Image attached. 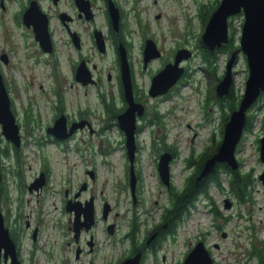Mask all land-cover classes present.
<instances>
[{"label":"rangeland","instance_id":"1","mask_svg":"<svg viewBox=\"0 0 264 264\" xmlns=\"http://www.w3.org/2000/svg\"><path fill=\"white\" fill-rule=\"evenodd\" d=\"M65 1L63 0V4L68 5L69 3ZM131 1L134 11L129 13L128 22L130 28L135 31L132 37L136 42L137 34L144 32L154 36L167 56L177 44L188 46L193 53L185 63L189 71L187 79L169 98L159 101V110L166 112L163 117L166 130L162 132L158 129L155 132L158 136L156 147L162 146L163 142L160 139L164 133V140L172 143L178 150L176 158L169 164V169L173 187L179 189L188 173L185 158L190 149L194 148L197 151L209 144L211 134H214L216 139L220 135L222 137L220 125L222 110L219 104L210 99L208 104H205L206 107H203L208 88L214 90L216 81L214 78L210 79L211 81L207 78L209 74L203 70L202 59L197 49L203 31L198 7L200 8L202 3L215 0ZM131 1L128 0L124 4L122 0L127 10L132 5ZM24 4L25 0H3L2 4L0 3V71L10 98V108L15 117L18 115L16 119L21 124L19 133L23 140L22 146L18 149L17 162L13 154V144L1 133L0 124V167L2 176H16L13 170L18 168L16 170L19 176L26 178L34 176L39 169H47L50 176L46 188L48 190L45 191L47 193L38 195L40 201L37 203L34 192H25L21 202V205H25L24 210L30 213V218L36 209L41 208L46 216V223L37 238L43 249H39L33 258H28V246L25 247L24 262L60 264L57 247L61 236L58 234L59 225L55 223L58 210L52 207V202L58 199L59 195H55L57 192L53 190L62 188L63 176H84V164L81 163L78 152L72 149L71 143L70 149L64 151L54 142H44L43 127L50 120L56 104L61 105L71 115L77 114L79 110L84 111L96 128L104 121L105 114L99 103L97 89L92 86L81 87L73 80L71 65L76 52L69 43L61 23L55 17L51 19L54 51L43 54L36 45L31 29L16 17V14L21 13ZM43 4L45 7L52 6L48 0H43ZM98 4L101 5L100 2ZM98 4L96 10L99 11ZM228 20L230 21L228 32L232 33L233 43L237 47L243 23L242 13L230 15ZM76 27L83 30L81 23ZM85 40H88L87 36ZM83 52L89 57L90 62L96 63L97 69L101 72L113 65L111 51L100 56L85 46ZM131 53L134 60L138 59L137 44ZM2 54L6 56L5 61L1 57ZM227 56L225 51L220 52L217 60L219 73L224 68ZM158 63L156 60L152 66L155 67ZM246 77V59L244 53L240 51L233 64L232 88L236 95L242 94ZM105 83L111 87L113 79L111 83L106 81ZM110 87L101 85L99 90L108 92ZM247 114L252 115V126L249 130L243 131L235 148V156L239 168L252 171L254 179L249 194L245 195V199L233 196L227 189L226 176L222 173L223 188L211 183L207 194L199 195L177 224L170 250L163 249L166 260L164 262L159 260L157 264L181 261L185 249L193 246L198 239L203 240L209 248L213 258L211 264H258L256 256L250 258L249 253L252 248L257 252L261 251L262 254L264 250V188L258 178L263 168L259 159V138L262 135L264 119V94L256 106L247 110ZM81 137H85L86 142H81ZM152 137L149 129L139 133L141 148L136 154L135 167L140 172L141 187L155 207L152 215L158 217L161 205L166 202V186L158 180L155 154L150 150ZM75 138L80 149L91 157L88 165L94 166L99 177L94 187H103L104 194L113 202L118 195L114 187L115 179L117 176H126L128 167L127 158L124 160L121 155L120 133L115 127L93 134L82 130ZM105 148H111L107 155L101 152ZM122 194V198L126 199L124 203L119 204L123 214L130 203L127 191H123ZM45 195L47 196L43 199ZM226 197L231 201L230 207H225ZM154 200H158V204H155ZM13 201L12 199L9 202L10 208L14 207ZM13 212L14 209H11L10 215ZM118 221L121 230H124L127 218L122 217ZM97 236L100 239L104 238L102 232L97 233ZM108 249L112 256V247ZM51 252L56 255L52 256ZM66 261V264H77L74 261L87 264L84 257L80 260L67 257ZM146 264H150L149 259Z\"/></svg>","mask_w":264,"mask_h":264},{"label":"flooded vegetation","instance_id":"2","mask_svg":"<svg viewBox=\"0 0 264 264\" xmlns=\"http://www.w3.org/2000/svg\"><path fill=\"white\" fill-rule=\"evenodd\" d=\"M2 1L3 0H0L1 4ZM30 1L31 0H25V4L20 11L21 13L19 12L20 14H16V17H18L17 19L22 23V13L29 5ZM36 1L40 8L47 13L49 18V30L52 39L51 51H43L34 36L32 25L26 26L23 23L27 28L31 29L38 49L42 50L43 54L53 53L54 40L52 37L50 21L55 17L63 26L66 32V37L76 52V57L71 65L73 80L81 87L86 88L88 86H92L97 89L99 103L102 105V110L105 114L104 121L99 128H96L93 127L90 118L84 111L79 110L77 114L71 115L68 114V112H66L61 105L56 104V109H54L50 120L43 127L45 138L42 140L44 142H54L55 144L61 146L64 151L68 150V148L70 149L69 143H71L72 149L78 152L79 159L81 163L84 164V176H63V179H61L62 188H60V190H53V192H57L55 195H59L58 199L52 202V207L58 210V216L55 219V223L59 225L58 234L61 236H59L61 240L59 241L57 247V255H59L60 260L59 263L61 264L62 262V264H66L67 257H72L74 260H80L84 257L87 259V264H120L125 259L136 255L139 258L137 264H146L148 259L150 264H157L159 260L164 262L166 260V253L163 249L165 248L170 250L175 234L174 231L170 229L169 223L171 220L165 218L163 220L162 217L163 211L171 203L172 191L174 190L170 177L169 184H165L161 180L157 169L158 180L166 186V202L161 205L158 217H154L152 215V211L155 207L151 200L149 201L141 187V176H139V170L136 167H134L136 176H134L133 182H131L132 176H130L129 168H126V176L116 177L114 187H116L118 195L114 198V201L111 202L104 194L103 187H94V184L99 177L96 174L94 166L88 165L89 161H91V157L88 156V154L86 155V153L80 149L79 142L75 138V135L82 130H86L88 134H93L94 132H103L111 127H115L120 133L121 155L124 160L126 158L128 160L125 147V136L117 121V115L123 112L129 105L125 96V84L122 71L121 55L123 54L127 61L126 71L130 78V88L132 91L133 102L137 104V107H140L139 112L138 109L135 111L136 148L134 161L136 160L137 152L141 148L139 133L145 129H149L153 136L151 138L150 150L155 154L154 159L156 168L159 157L163 152H170V164V162L176 158V154L173 153L174 146L172 143L164 140V133L161 134L162 139H160L163 142L162 146L159 145L156 147L155 145V142H158V139L156 138L158 136L155 134L156 130L160 129L162 132H165L166 130V123L163 120L166 112L159 110V101L169 98L174 91L179 89L184 80L187 79L189 71L188 66L185 63L193 53L188 46L184 44H177L172 47L170 55L167 56L164 54L163 49L159 46L154 36L148 35L144 32L137 34L138 42H136L135 38L132 37V35L135 34V31L130 28L128 22L129 13L134 11L133 1L131 0L132 5L128 8V10L124 5L128 2V0H123L124 4L122 3V0H82L81 4L83 6H85V2L88 3L86 11L79 7L77 0H66L65 2L69 3L68 5L63 4V0H58L57 3H54L53 0H48L52 3V6L49 7L44 6L43 0ZM98 2H100L101 5H99ZM110 2H112L118 10L116 24L113 23L112 19L115 14L110 13ZM97 4L98 9L100 8L99 11L96 10ZM62 18L65 20H62ZM80 23L83 24V30L76 27V25ZM87 27L88 29H86ZM204 27L205 26H203V30ZM86 36L88 39L87 41L85 40ZM148 39H151L155 47L159 50V55L150 57L147 61H145V47ZM200 40L203 42L202 34L197 47L199 54ZM135 44L138 45L139 51V57L136 60L133 59L131 53ZM85 46H88L93 53H97L100 56L105 55L108 51H111L114 60L112 67L107 68L104 72L99 71L96 63L90 62L89 57L84 54L83 48ZM183 47L189 49L191 51V55L188 58H183L179 62V65L183 67L182 73L176 81L168 87V89L156 95H152L150 88L153 76L157 74V72L161 70L165 64L172 62L177 49ZM237 47L234 46L233 49ZM229 55L230 54H228L227 59ZM156 60L159 63L153 67L152 63ZM81 63L82 65H85V74L88 73L90 75V79L86 83L76 77L77 68ZM224 70L225 65L223 70L218 73V75H220L219 79L224 74ZM104 79L106 82L110 83L113 79L111 87L105 83ZM219 79H215L216 83ZM101 85L110 87L109 91L99 90ZM215 88L214 90L216 91ZM215 95L217 99H221V96H219L217 92ZM214 101L219 104L218 100L215 98ZM205 104H208L206 102V97L204 98L203 107ZM17 116L18 115H16L15 119ZM59 117L64 118L66 125V130L58 131L59 134H64L66 131L68 132L72 123L81 122L82 125H78L72 132L64 137L57 136L54 133L49 132L48 127H51L55 120ZM16 121L18 122L17 119ZM18 124V126L21 125L19 122ZM221 138L222 137L220 136L216 139L215 135L211 134L209 144L203 146L197 151L194 148H191L188 156L190 154L194 157L198 156L203 150L211 148L214 143L216 144L219 139L221 141ZM71 140L72 142H70ZM80 141L86 142L85 137H81ZM10 142L13 144V154L15 159H17L19 152L18 149H20L23 143L21 134L19 146H15L12 141ZM87 146L89 147V145ZM214 151L211 152V154H213ZM101 152L107 155L111 152V148H105ZM185 165V168H188V173H186L185 176H190V174L195 171V165ZM16 169L13 170L16 176H1L0 179V215L10 239L8 242L9 244L6 245L7 247L4 245L0 246V264H25V247L28 246V258H33L39 249H43L39 245L40 243L38 244L37 238L40 236L42 226L46 223V216L41 208L39 209L40 211L36 209V211L32 214V218H30V213L24 210L25 205H21V202L25 192H34L38 203L40 201L38 195L47 193L45 191L48 190L46 188L50 176H48L46 168L39 169L37 173L30 178L19 176V172ZM185 181L186 179L184 177L183 185L185 184ZM123 191H127L128 202L130 204L126 206L127 208L122 214L119 204L126 201V199L122 198ZM46 196L47 195H45L43 199ZM198 197L199 195L195 197L194 201L197 200ZM12 199L14 200L12 202L14 203V207L10 208L11 204L9 202ZM154 202L155 204H158V200H154ZM11 209H14L12 215L9 213L11 212ZM122 217L127 218L124 230H121L120 222L118 221V219ZM181 219L182 217L178 223ZM162 220L163 222L160 226L159 224ZM100 232L104 235L103 239H100L97 236V233ZM199 240L201 239L196 240L193 246ZM193 246H189L185 249L181 261H174L172 264L181 263ZM109 247H112L113 249L112 256L109 254ZM206 248L209 249L207 246ZM209 251L210 250H208V252ZM51 253L52 256L55 254L53 252ZM74 262L77 264H83V262Z\"/></svg>","mask_w":264,"mask_h":264},{"label":"water","instance_id":"3","mask_svg":"<svg viewBox=\"0 0 264 264\" xmlns=\"http://www.w3.org/2000/svg\"><path fill=\"white\" fill-rule=\"evenodd\" d=\"M58 0H53L57 3ZM82 0H77L79 7L86 11L88 3L85 6L81 4ZM110 13L113 16V23H117L118 10L110 2ZM242 13L243 23L241 27L239 46L231 50L228 59L226 60L225 70L222 77L216 83V92L219 96L228 94L233 77V64L236 61L237 54L242 51L245 55L247 65V77L245 79L244 90L236 108L229 113L223 128L222 138L216 151L209 156L202 165L197 178H201L213 169L216 162L224 161L231 168L235 169L238 166V161L235 156V148L243 134L246 121L247 109L255 102L260 93L264 91V0H219L218 5L212 11L207 23L202 32V41L209 48L214 49L222 43L228 41V17L236 13ZM23 23L26 26L32 25L34 36L37 39L39 46L43 51H51L52 39L48 28L49 18L47 13L43 11L36 0H31L29 5L23 11ZM65 14V13H60ZM62 20H65L62 18ZM159 55V50L155 47L151 39H148L145 47V61L150 57ZM191 51L185 47L177 49L174 60L164 65L152 78L150 92L156 95L168 89L179 75L182 73L183 67L179 62L183 58H188ZM3 60H6L5 54H2ZM123 79L125 84V96L129 102L128 107L117 115V121L125 136V147L129 161V173L131 182L134 180V158H135V111L140 107L133 102L132 91L130 88V78L126 71L127 61L125 56L121 55ZM85 65L79 64L76 72L77 79L88 82L90 75L85 74ZM89 75V76H88ZM82 76V77H81ZM85 76V77H84ZM87 76V77H86ZM0 124L1 133L4 137L14 143L15 146L20 144L19 126L16 122L14 113L10 108V98L6 90L2 73L0 71ZM78 125L82 123H72L70 130L64 134H59L58 131L66 130V125L63 117L55 120L48 131L57 136L64 137L72 132ZM171 158L170 152H163L158 160V173L161 180L165 184H169V161ZM259 159L262 162V171L258 174L264 188V120L262 124V135L259 138ZM2 172L0 169V179ZM225 207H230L231 201L228 197L224 199ZM10 239L7 229L3 225V220L0 215V246L8 245ZM139 256V254H138ZM138 257L133 256L125 259L120 264H137ZM212 257L208 252L204 242L199 240L187 253L184 260L179 264H211Z\"/></svg>","mask_w":264,"mask_h":264},{"label":"trees","instance_id":"4","mask_svg":"<svg viewBox=\"0 0 264 264\" xmlns=\"http://www.w3.org/2000/svg\"><path fill=\"white\" fill-rule=\"evenodd\" d=\"M219 0H215L214 2H208V3H202L200 8L198 7V14L200 16V20L202 23V26H205L207 23L212 11L216 8L218 5ZM230 25V21L228 20V26ZM233 43V35L232 33H229L228 41L222 43L220 46H216L214 49H209L203 42L200 40V57L202 59V67L205 70L206 74H209L208 79L214 78L219 79L220 75H218V64L217 60L219 58L220 52L225 51L228 54H230L231 50L234 47ZM213 88H208V92L206 93V102H209L210 99L214 98L218 100L221 110H222V121H221V134L223 133V128L226 120L228 119L229 113L232 109L236 108L238 105V102L240 100L241 95H236L233 92L232 86L230 87V90L228 94H225L221 96V99L216 98V91ZM264 91L260 93L258 98L253 102V104L250 106H256L257 103L260 101L261 97L263 96ZM249 108V109H250ZM251 114L246 115V121L244 125V130H249L252 126L251 123ZM263 124V122H262ZM221 136V135H220ZM220 139L214 143L212 148H208L203 150L198 156H192L190 154L185 158V164L195 165V171L190 174V176H185V184L177 189L174 188L172 191V197H171V203L167 206V208L163 211L162 217L163 220L168 219L170 221V229L176 231V224L182 217L184 213H187L189 207L191 206L192 202L194 201L195 197L198 195H206L209 186L211 183L214 185L223 188L222 184V173L225 174L226 180H227V189L233 196H235L238 199H245V195L249 194L251 182L253 181V174L251 170H242L239 168V166L235 169L231 168L226 162L220 161L216 162L213 169L210 170L207 174L202 176L200 179H197V173L201 169L203 162L211 156V152L214 150L216 151L217 146L219 145ZM16 149V148H15ZM214 151V152H215ZM173 153L177 154L178 150L176 147H173ZM211 154V155H210ZM18 159V157H17ZM16 159V160H17ZM140 173V172H139ZM138 173V174H139ZM140 176V174H139ZM249 188V189H248ZM159 224L162 225V222ZM263 250V248H262ZM256 256L258 264H264V250L263 254L261 251L253 250V248L250 250L249 257L252 258Z\"/></svg>","mask_w":264,"mask_h":264}]
</instances>
